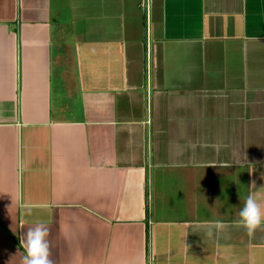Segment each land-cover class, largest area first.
Masks as SVG:
<instances>
[{
  "label": "crops",
  "instance_id": "obj_1",
  "mask_svg": "<svg viewBox=\"0 0 264 264\" xmlns=\"http://www.w3.org/2000/svg\"><path fill=\"white\" fill-rule=\"evenodd\" d=\"M262 174L264 0H0V264H264Z\"/></svg>",
  "mask_w": 264,
  "mask_h": 264
},
{
  "label": "clouds",
  "instance_id": "obj_2",
  "mask_svg": "<svg viewBox=\"0 0 264 264\" xmlns=\"http://www.w3.org/2000/svg\"><path fill=\"white\" fill-rule=\"evenodd\" d=\"M209 166L215 167L214 165ZM261 178L264 179V174ZM251 187L255 188V182ZM29 214H31L30 211ZM238 216L239 225L246 230L249 236H252L258 229L264 228V206L258 202L253 193L246 197L243 207L239 208ZM225 227L223 222L216 221L209 228L207 236L212 238L222 232ZM48 236L49 229L43 222H38L28 229L25 238L20 241L25 253L22 264H53Z\"/></svg>",
  "mask_w": 264,
  "mask_h": 264
},
{
  "label": "rangeland",
  "instance_id": "obj_3",
  "mask_svg": "<svg viewBox=\"0 0 264 264\" xmlns=\"http://www.w3.org/2000/svg\"><path fill=\"white\" fill-rule=\"evenodd\" d=\"M143 6H145V5H143ZM146 8L145 7H143V8H141V12H146V10H145Z\"/></svg>",
  "mask_w": 264,
  "mask_h": 264
}]
</instances>
